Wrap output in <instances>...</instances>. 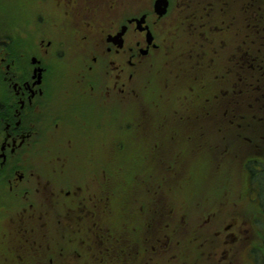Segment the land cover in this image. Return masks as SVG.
Instances as JSON below:
<instances>
[{"label":"flooded vegetation","instance_id":"obj_1","mask_svg":"<svg viewBox=\"0 0 264 264\" xmlns=\"http://www.w3.org/2000/svg\"><path fill=\"white\" fill-rule=\"evenodd\" d=\"M36 1L34 14L24 15L22 30L3 33L0 62L5 92L3 102L0 101V155L5 153V162L12 159L16 148L22 147L34 133L38 134L43 129L76 132L81 124L96 123L106 134V120L108 116H113V108L127 104V101H138L142 77L158 49L151 46L146 54L141 52L148 46L147 31L138 29V18L145 15L144 26L150 28L155 42L164 48L172 34L178 33L181 23H189L187 31L191 33L188 34H193L204 15H211L213 19L242 18L243 27L232 28L231 32L244 37L245 45L240 46L236 42L235 46H229L226 57L233 104L226 111L232 126L229 144L232 147L241 142L246 145L243 143L245 141L250 145L249 150L260 151H249L242 160V168L250 177L243 196L264 213V112L248 110L251 101L264 107V48L251 46L250 41L246 40L251 34L248 31L251 26V0H169L164 15L157 13L155 0H105L111 2L113 19L110 18L103 28L96 24L93 9L89 7L91 3L81 4L83 0ZM97 5L102 6L101 3ZM106 6L109 7L108 4ZM208 9L211 11L207 12ZM259 20L264 21V0H261ZM123 25H127L128 29L119 46L110 41L109 36L117 34ZM187 31L183 36L190 43L189 49L196 51L195 43L192 46L193 42L186 35ZM225 45L226 41L220 40L213 44L210 52L222 51ZM251 52L259 54H253L249 60ZM197 55V52L193 53V57ZM37 68L42 69L41 81L35 84L38 80L35 73ZM239 86L244 87L241 90ZM77 101L88 104L85 107L88 116L74 112ZM117 131L120 142L131 148L137 146V131L132 125L125 124ZM66 151L65 154L72 155L70 148ZM234 152H230V164L238 156ZM56 153L53 160L58 158L57 176L67 161L60 155L63 151ZM68 168H64L63 173ZM99 176L96 174L92 179L96 180ZM168 177L164 175L162 180ZM30 179L37 182V189L40 188V192L34 195L46 196L47 185L42 174L37 178L33 173ZM39 184H43L42 187H38ZM168 197L169 192L164 191L156 207H140L143 243L148 258L145 260V255L129 257L127 250H120L118 264H162L160 261L168 264V259H177L178 238L186 229V213L174 212V208L169 206ZM72 209L78 226L93 218L94 221L87 223L89 228L93 225V230H96L97 219L100 220L102 215L107 219L113 210L107 204L106 195L96 197L83 188ZM229 213L233 220L238 219L239 222L219 223L213 220L212 214L202 222L205 232L222 238L220 256L213 258L216 264H264V226L258 223L260 220L264 222V214H251L249 207L244 212L236 202L230 205ZM192 242L196 246H204V240L198 236ZM214 242L220 249L219 242ZM111 264L114 262L111 261Z\"/></svg>","mask_w":264,"mask_h":264},{"label":"rangeland","instance_id":"obj_2","mask_svg":"<svg viewBox=\"0 0 264 264\" xmlns=\"http://www.w3.org/2000/svg\"><path fill=\"white\" fill-rule=\"evenodd\" d=\"M5 1L0 0V18L4 22L9 19L20 20L24 9L18 10L14 7V3H5ZM84 3H91L89 7L93 9L96 24L99 27L107 26L108 21L113 19V17L111 18L113 11H110L111 2L83 0L81 4ZM97 3H101L102 6H98ZM210 11V9L207 10V12ZM241 19L236 20L231 17L213 19L211 15H204L197 23L193 34L186 33L188 39L193 42L192 46L195 43L196 51L189 49L191 48L190 43L187 42V38L180 30L177 31L178 33L172 34L168 43L165 42L168 45L166 49H171L170 51L166 52L162 45L161 48L156 49L158 52L150 60L146 81L150 87L154 86L155 90H158L154 93L155 101L149 103L150 107L147 110H159L158 127L162 129L161 123L171 121L167 119L169 116L167 114L175 106H180V110H185L184 105L178 99L185 91L195 87L199 81L208 89L211 88V82H214L216 87L217 83H221L228 71L227 48L235 46L236 42H239L240 46L245 45L244 37L241 38L240 35L236 36L231 32L232 28L243 27L244 21ZM250 21L251 26L248 31L251 34L246 37L247 42L253 37L252 39L256 42L254 47L264 48V43L253 35L264 24L258 20ZM4 22H1L2 28L5 27ZM12 23L17 25L15 22ZM13 24H9V26L14 28ZM125 33L124 37H126ZM1 40L2 38H0ZM220 40L226 41V45L222 49L224 53L216 51L211 53L209 45H215ZM195 52L198 54L197 57H193ZM253 54L259 53L251 52L249 60ZM185 68H192L193 73L191 76L188 75V83L184 89L179 90V81L185 78L176 80L177 78L172 79L171 76L176 70L182 75V70ZM3 83L2 80L0 82L1 102H3L5 92ZM239 89L242 88L239 86ZM189 97L194 98L195 95L190 93ZM148 99L149 96L145 95L144 100ZM144 100L125 102L127 103L126 107L130 103H139V106L137 110L133 108L130 112L125 111L124 119L131 121L132 128H135L137 133H142L146 141L150 137V133L143 128L142 123L147 118H151V115L146 117L143 114L146 111ZM223 106L225 108L233 107L231 96L223 105H220L221 108ZM85 107H88V104L77 101L73 109H77L76 112L83 115ZM202 110L218 109L211 99L205 103ZM201 125L205 127L204 131L207 129V137L191 143L185 139L180 146L186 147L185 150L188 153H185L184 160L180 162L183 170L176 182V185L180 186L179 190L177 194H169L168 202L169 206H176V213L179 211L183 214L186 213V229L178 238L177 259H168V264H216L213 258L220 256L223 242L221 237L216 238L214 234L205 232L202 222L207 215L212 214L213 220L219 223L239 222L238 219L233 220L232 214L229 213L230 205L233 202H236L244 212H247L249 207L251 214H264L255 203L243 196L245 185L250 177L241 167L247 152L260 153V151L249 150L250 145H247L245 141L243 143L246 145H242L241 142L235 147L230 146L227 135H216L217 137H215L216 130L206 122L197 125L186 123L182 132H186L188 127L198 128ZM172 127L180 128L182 125L179 126L178 121L173 120ZM235 133L237 134V131ZM197 142H200L199 145L202 146L196 147L195 143ZM69 148L72 155L65 154L67 153L66 149ZM56 151H63L60 155L67 161L63 170L57 172V176L55 171L58 158L53 160L57 155ZM232 151H235L234 153H237L238 156L234 157L231 164L228 167L217 168L221 162L228 163ZM262 151L264 152V147H262ZM190 153H193L194 156L192 157ZM5 160L6 156L3 152L0 155V249H4L5 252L0 251V264H106L113 255L118 256L120 250H127L129 257L145 255V260L148 258L149 254L143 243V226L128 223L124 225L125 222L122 221L117 224L116 220L132 219L135 210L141 205L136 200L140 201L145 197L144 188L138 185L146 180L151 182L145 187L148 193L160 191L156 190L153 184L159 178L154 177L155 180H151L147 176L145 179L133 178L132 181H136L138 185L130 186L128 194L124 195L121 188L111 181L120 175L126 177L128 171L137 172L139 175L146 173L142 170V166L136 168L138 160L140 162V155L138 152L136 154L134 149L127 148L116 151L113 134L109 128L106 134L103 129L100 130L96 126V123L93 125L81 124L77 127L76 132L72 130L53 132L43 129L38 134L34 133L22 147L16 148L9 162H5ZM211 161H215L213 173H209ZM164 164L168 166V160L160 161L154 167L147 165V169L161 178L164 173ZM20 166L22 167L20 168ZM68 167L70 168L63 173L64 168ZM102 167L106 168H103L100 176L93 180L92 178ZM17 171L23 172V175ZM109 171L115 174H110ZM33 173L37 178H40L42 174V179L47 185L46 196L34 195L40 192V188L37 189V182L30 179ZM59 174L61 176L58 177ZM42 185L39 184L38 187H42ZM135 187L139 189L135 191ZM82 188L90 191L91 195L106 188H109V191L112 189L113 192L119 189L121 206H114L112 210L114 214L111 216L115 220L106 221L105 215H102L101 221L95 227L96 230H93V225L90 228L87 226L88 222L94 221L93 218L78 226L75 223L72 208ZM161 195L162 192L159 193V197ZM156 206L153 198L147 205H144V208L152 209ZM252 217L256 218L255 215ZM139 222L142 223L141 219ZM258 223L264 226V222L261 220ZM137 227L139 230L135 231ZM233 231L236 232L235 229ZM137 234L136 240L132 242ZM196 236L204 240V246L199 244L196 246L195 242H192ZM211 239L219 242L220 249ZM15 241H21L20 253L16 255L15 259L5 258L3 255L10 253L11 249L13 250ZM114 241H116L115 246L112 245ZM160 262L166 264L164 261ZM114 264L118 263L114 262Z\"/></svg>","mask_w":264,"mask_h":264},{"label":"trees","instance_id":"obj_3","mask_svg":"<svg viewBox=\"0 0 264 264\" xmlns=\"http://www.w3.org/2000/svg\"><path fill=\"white\" fill-rule=\"evenodd\" d=\"M261 178V177H260ZM124 189V188H123Z\"/></svg>","mask_w":264,"mask_h":264}]
</instances>
